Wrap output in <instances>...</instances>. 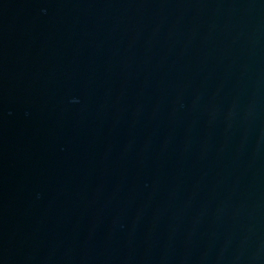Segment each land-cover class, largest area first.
Listing matches in <instances>:
<instances>
[{
	"label": "water",
	"instance_id": "water-1",
	"mask_svg": "<svg viewBox=\"0 0 264 264\" xmlns=\"http://www.w3.org/2000/svg\"><path fill=\"white\" fill-rule=\"evenodd\" d=\"M0 264H264V0H0Z\"/></svg>",
	"mask_w": 264,
	"mask_h": 264
}]
</instances>
